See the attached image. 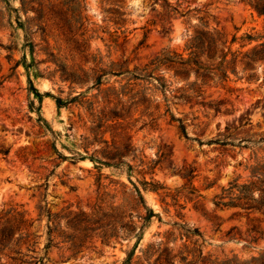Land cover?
<instances>
[{"label": "rangeland", "instance_id": "obj_1", "mask_svg": "<svg viewBox=\"0 0 264 264\" xmlns=\"http://www.w3.org/2000/svg\"><path fill=\"white\" fill-rule=\"evenodd\" d=\"M258 4L264 0H0V149L10 150L0 155V213L15 207L33 220L24 261L124 264L145 223L130 264H264V64L241 62L264 43ZM196 31L218 32L228 60L239 56L223 85L199 96L192 84L201 79L163 67L156 75L168 81L164 94L156 80L114 75H145L164 53L187 58ZM106 149H120L133 172L90 159ZM143 180L162 189L144 190ZM254 183L257 208L246 210L242 186ZM39 206L60 217L49 251ZM149 209L157 216L145 222ZM70 213L83 214L79 231ZM0 264L21 263L3 255Z\"/></svg>", "mask_w": 264, "mask_h": 264}, {"label": "trees", "instance_id": "obj_2", "mask_svg": "<svg viewBox=\"0 0 264 264\" xmlns=\"http://www.w3.org/2000/svg\"><path fill=\"white\" fill-rule=\"evenodd\" d=\"M8 1V0H5ZM257 12L264 16V4H258L254 6ZM26 46L30 47L31 52L33 53V44L30 42V35L28 31L26 32ZM227 41L221 36L218 32H208V31H196L195 35L192 34L188 43L186 45L185 50L189 52V56L187 58L184 57L183 54H178L176 52L173 53H164L162 55L156 56L148 65H146L144 71H147L145 75L142 74H131L129 71H123L121 69L120 72L114 73V75H132V79L138 80H156L157 81V89H160L164 94L168 91V81L162 77L157 76L156 72L161 68L165 67L169 70H174L175 76L181 77L184 80L190 79L192 74L195 75L197 80L201 79V83L197 84L195 82L192 84V90L196 95H202L204 92V88L209 84H214L215 86L223 85L225 82L229 80V71L237 74V64H238V55L232 54L233 58L228 60V56L230 54V49L227 45ZM241 62L245 64L247 69L252 68V66L256 62H261L264 64V43L260 44L256 48L253 49L251 53H247L241 59ZM27 68L28 65H26ZM148 69H150L148 71ZM106 71H104L103 75H106ZM253 78V77H251ZM250 78V80H251ZM32 84V82L30 81ZM151 83V82H150ZM1 85V83H0ZM36 96L39 99L42 96L36 92ZM180 98H186L185 95H181ZM63 105L61 101H58V107L61 108ZM40 114V113H39ZM114 114V113H113ZM166 114L170 117V121L172 123L178 124V129L180 133L186 138L189 139L188 134L186 132V126L182 119L177 118L175 114L171 111L170 106L167 107ZM40 119L44 124L48 125V123L42 119L41 115H39ZM114 118H120L119 114H114ZM106 118V116H104ZM210 144H221L227 145V143H223L220 140H211ZM127 151H131V146H126ZM10 154V150L0 149V155L4 157ZM103 159L98 157L97 155H93L90 159L99 164L100 166L106 167H120L121 165H126L122 159L125 156L124 153L121 152L120 149H116L115 152H110L108 149L102 152ZM63 159H67V157H63ZM75 161V159H72ZM129 167V175L133 172V168L131 165L127 164ZM142 174V173H139ZM143 174H145L143 172ZM131 177V176H130ZM142 188L144 190H151L154 192H158L162 189V186L158 183L147 182L143 180L140 182ZM135 187L136 195L141 204H145L141 189L133 183ZM238 187V186H237ZM257 186L256 184H252V186L244 185L242 186L243 191L247 193L244 203V208L246 210L257 208V198H255V191ZM217 206L227 207L229 206L226 203H218ZM40 211V216H45L47 218L46 227L48 229L47 236L48 242L44 247L45 251H49L53 247V233L58 230V220L60 217L58 215L52 214L49 210L44 207H38ZM70 213L67 218H69L68 223L69 226L73 229L79 231V227L84 222L82 219L83 214H76L75 216ZM157 216L153 213L152 210L149 209L148 216L145 217V222H147L152 217ZM72 217V218H71ZM95 224V222H93ZM33 225V220L29 218V213L27 211H20L19 208L11 207L7 210H3L0 213V262L1 256L6 255L9 256L14 262L21 264H45L46 258L44 257H34V261L27 262L23 259L26 255L23 252V247L26 246L28 250L32 248L35 244L33 242L34 237L29 232V228ZM130 231L128 234H134L138 227L130 226ZM145 228V223L140 227V232L137 234V242L134 246L136 249L141 242L142 232ZM81 232V230H80ZM72 242V248H77V243L75 242L76 236L65 237ZM134 249L129 254L127 261L124 264H130L131 259L134 255ZM199 254L201 257L203 255L202 250H199Z\"/></svg>", "mask_w": 264, "mask_h": 264}]
</instances>
